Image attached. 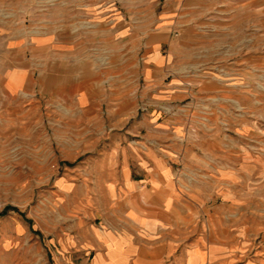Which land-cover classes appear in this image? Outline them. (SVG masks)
I'll return each mask as SVG.
<instances>
[{
	"label": "crops",
	"instance_id": "crops-1",
	"mask_svg": "<svg viewBox=\"0 0 264 264\" xmlns=\"http://www.w3.org/2000/svg\"><path fill=\"white\" fill-rule=\"evenodd\" d=\"M225 27L264 30V0H0V93L39 87L87 107L78 96L84 76L97 84L103 69L130 76V62L142 59L146 93L179 101L189 96L178 81L164 83L175 57L164 51L177 48L182 30L184 43L195 45L200 30ZM262 60L253 53L239 69L245 61L253 74ZM131 91L113 87L111 107L125 113L135 104ZM135 122L150 123L155 134L150 145L146 135L138 139L136 154L125 145L113 149L120 168L108 188L118 192L93 264H264V146L244 150L235 140L226 148L219 132L191 136L184 117L158 113ZM244 173H251L249 200ZM243 236L251 237L245 261Z\"/></svg>",
	"mask_w": 264,
	"mask_h": 264
},
{
	"label": "rangeland",
	"instance_id": "rangeland-1",
	"mask_svg": "<svg viewBox=\"0 0 264 264\" xmlns=\"http://www.w3.org/2000/svg\"><path fill=\"white\" fill-rule=\"evenodd\" d=\"M179 35L177 48L164 51L175 56L164 83L178 81L189 96L179 101L146 93L142 59L130 62V76L103 69L98 84L84 76L78 96L87 107L39 87L0 93V264H93L99 229L118 192L108 188L120 168L113 149L125 145L136 154L138 139L146 135L150 145L155 134L153 125L135 119L184 117L191 136L219 132L226 148L235 140L244 150L264 146V61L253 74L245 61L239 69L240 59L264 54V30L204 29L195 45L184 43L186 30ZM113 87L132 89L135 104L125 113L111 107ZM123 116L125 124L118 122ZM243 196H251V173L243 174ZM250 210L244 205V217ZM242 244L249 260L251 237L243 236Z\"/></svg>",
	"mask_w": 264,
	"mask_h": 264
}]
</instances>
